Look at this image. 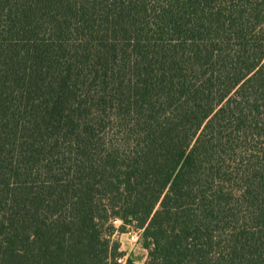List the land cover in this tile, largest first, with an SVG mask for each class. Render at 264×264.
<instances>
[{
	"label": "trees",
	"instance_id": "obj_1",
	"mask_svg": "<svg viewBox=\"0 0 264 264\" xmlns=\"http://www.w3.org/2000/svg\"><path fill=\"white\" fill-rule=\"evenodd\" d=\"M132 223L123 264H264V0H0V264Z\"/></svg>",
	"mask_w": 264,
	"mask_h": 264
},
{
	"label": "rangeland",
	"instance_id": "obj_2",
	"mask_svg": "<svg viewBox=\"0 0 264 264\" xmlns=\"http://www.w3.org/2000/svg\"><path fill=\"white\" fill-rule=\"evenodd\" d=\"M115 226L121 224L120 220L114 221ZM136 223L127 224L123 231H117L113 235V239L119 242V249L123 251L124 255L120 257V263H124L127 258H131L136 263H142L147 257V249L143 246V241L140 238L136 244H132L128 239V232L137 229Z\"/></svg>",
	"mask_w": 264,
	"mask_h": 264
},
{
	"label": "built area",
	"instance_id": "obj_3",
	"mask_svg": "<svg viewBox=\"0 0 264 264\" xmlns=\"http://www.w3.org/2000/svg\"><path fill=\"white\" fill-rule=\"evenodd\" d=\"M142 228H137L128 232V239L132 244H136L141 238ZM121 261V259H118Z\"/></svg>",
	"mask_w": 264,
	"mask_h": 264
}]
</instances>
